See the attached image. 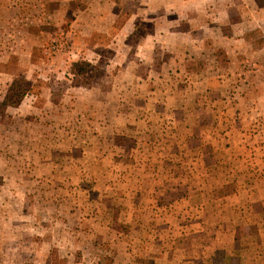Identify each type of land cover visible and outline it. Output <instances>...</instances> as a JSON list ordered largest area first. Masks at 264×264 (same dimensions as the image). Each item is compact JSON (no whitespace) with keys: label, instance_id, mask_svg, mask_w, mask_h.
Wrapping results in <instances>:
<instances>
[{"label":"rangeland","instance_id":"obj_1","mask_svg":"<svg viewBox=\"0 0 264 264\" xmlns=\"http://www.w3.org/2000/svg\"><path fill=\"white\" fill-rule=\"evenodd\" d=\"M14 79L0 264H264V0H0Z\"/></svg>","mask_w":264,"mask_h":264},{"label":"trees","instance_id":"obj_2","mask_svg":"<svg viewBox=\"0 0 264 264\" xmlns=\"http://www.w3.org/2000/svg\"><path fill=\"white\" fill-rule=\"evenodd\" d=\"M89 66L90 64L88 61H83L80 72H85ZM26 91V85L22 81L14 79L8 86L6 93L0 101V105L18 106L22 102Z\"/></svg>","mask_w":264,"mask_h":264}]
</instances>
